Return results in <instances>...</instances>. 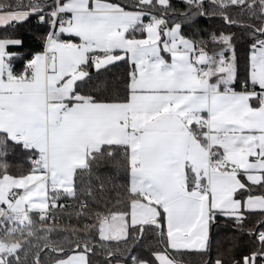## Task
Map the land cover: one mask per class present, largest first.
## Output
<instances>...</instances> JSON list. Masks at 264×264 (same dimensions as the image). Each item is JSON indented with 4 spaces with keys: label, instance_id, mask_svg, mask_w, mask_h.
<instances>
[{
    "label": "snow or ice",
    "instance_id": "obj_1",
    "mask_svg": "<svg viewBox=\"0 0 264 264\" xmlns=\"http://www.w3.org/2000/svg\"><path fill=\"white\" fill-rule=\"evenodd\" d=\"M208 2L0 0V264H29L33 240L31 264L45 250L93 264L97 249L104 264H181L210 254L222 220L248 226L249 246L206 264H264V0ZM33 18L38 46L21 53ZM106 164L126 173L113 200L98 195ZM68 200L88 222L53 240Z\"/></svg>",
    "mask_w": 264,
    "mask_h": 264
},
{
    "label": "trees",
    "instance_id": "obj_2",
    "mask_svg": "<svg viewBox=\"0 0 264 264\" xmlns=\"http://www.w3.org/2000/svg\"><path fill=\"white\" fill-rule=\"evenodd\" d=\"M174 5L183 10L184 5L182 0H173ZM205 7L209 8V11H212L208 2L205 1ZM235 11V10H234ZM222 22L216 19L209 18H200L199 23L196 25V29H204L205 31L209 30L210 27H220ZM191 31V29H188ZM231 31L235 32L237 35V51L241 58V65L243 66L244 60L247 56V47L248 41L245 38L244 34L241 30L233 28ZM17 32L22 36L25 41V46L23 49H19L21 53L34 50L38 46V38L40 33L42 32V26L38 25L35 18L31 20L30 23L23 25L22 27L17 29ZM16 49H14L15 51ZM17 69L21 67L19 61L16 63ZM124 66L120 65L118 68L113 69L112 71L116 74V77L119 78L120 74L123 72ZM243 71V67L241 68ZM11 159L10 163L16 166L17 170H22L26 168L27 158L20 152H16L14 154H10ZM119 159V157H117ZM101 171L108 177H111V181L108 183V190L103 193H98L103 199L113 200L114 197L117 196L120 186L126 183L125 176L126 173L123 169H117L113 164H106L102 166ZM92 184L95 186L94 180H90L89 177L85 174L82 177V187ZM85 197L82 196L81 200H84ZM91 202V201H89ZM64 203L72 205V207L66 208L62 211H57L56 213V224L57 229L67 228L68 232L62 233H53L51 234V238L53 240L62 241L66 237H70V230L81 229L85 223L88 221L82 217L77 216L76 213L80 210L79 204L75 200H68ZM38 221V217H33ZM52 221H49L51 225ZM39 227V223L37 224ZM248 226L245 227L243 231L234 230L231 223L227 221H221L220 225L212 230V247L209 255H199L196 253H184V254H174L176 258L181 261V264H206V261L211 257L215 259L216 255L225 250L231 249L235 253L243 252L247 249L250 243V237L247 234ZM151 241L153 244L155 241L153 240L152 234L146 235L144 242L140 245V247L136 248V252L139 253L142 250H146L147 243ZM44 244L42 241L33 240V247L30 249L31 255H29L28 260L29 264H31V260L34 258V254L39 249H43ZM111 247H116L115 244L111 245ZM52 254L45 250L41 259L44 261V264H50ZM93 264H104V257L100 253L99 249L95 255L91 257Z\"/></svg>",
    "mask_w": 264,
    "mask_h": 264
},
{
    "label": "built area",
    "instance_id": "obj_3",
    "mask_svg": "<svg viewBox=\"0 0 264 264\" xmlns=\"http://www.w3.org/2000/svg\"><path fill=\"white\" fill-rule=\"evenodd\" d=\"M206 2H208V0H205ZM209 3V2H208Z\"/></svg>",
    "mask_w": 264,
    "mask_h": 264
}]
</instances>
